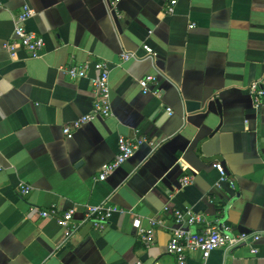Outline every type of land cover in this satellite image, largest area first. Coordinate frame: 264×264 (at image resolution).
Wrapping results in <instances>:
<instances>
[{"label": "crops", "instance_id": "0c3cea01", "mask_svg": "<svg viewBox=\"0 0 264 264\" xmlns=\"http://www.w3.org/2000/svg\"><path fill=\"white\" fill-rule=\"evenodd\" d=\"M28 4L29 30L45 40L40 57L11 55L15 17ZM0 0V264H178L167 245L173 211L200 213L233 232L264 230V102L248 87L264 80V0ZM195 24L190 28L189 24ZM144 44L156 52L143 58ZM123 53L134 54L126 60ZM110 72L112 113L74 129L92 110L95 63ZM87 64L73 78L66 68ZM157 82L145 93L139 80ZM221 103V112L217 105ZM142 139L105 180L101 167L120 136ZM220 161L230 180H221ZM194 175L192 184L180 179ZM31 185L27 195L20 183ZM116 208L106 227L90 222L63 242L58 215L88 205ZM58 208L57 215L39 211ZM164 222L147 247L133 225ZM248 246L218 248L204 264H264V235ZM187 264H203L187 250Z\"/></svg>", "mask_w": 264, "mask_h": 264}, {"label": "built area", "instance_id": "2783aa9c", "mask_svg": "<svg viewBox=\"0 0 264 264\" xmlns=\"http://www.w3.org/2000/svg\"><path fill=\"white\" fill-rule=\"evenodd\" d=\"M121 0H113V5H116ZM179 0H167L166 12L173 13ZM34 14V10L28 5L24 4L21 11L15 17L14 26V40L6 44L11 55L16 54L18 47H23L29 52L32 57H40L42 55L45 40L42 36L31 31L27 27V20ZM190 28L195 27V24H189ZM145 55L143 58H153L156 56L154 49L144 44ZM123 58L129 60L135 57L131 53H123ZM87 64H74L66 68V73L73 78H81L87 74ZM95 70L97 72L93 79L97 99L95 100L92 110L83 114L80 118L74 120L72 123L64 126V133L67 137H72L74 129L80 128L87 122L94 120L96 117H108L112 113L111 103V85H110V72L107 64L100 60L95 63ZM157 82V76L148 74L139 80V83L145 93H147L151 85ZM248 92L252 96L253 102L256 107H259L264 102V80H255L251 82L248 87ZM144 140L140 139L134 142L132 139L122 135L118 141V152L112 161L105 163L98 174L100 180H105L114 170L121 164L127 161L135 152V149L143 143ZM221 176V180H230L226 170L220 161L213 163ZM2 164L0 163V170ZM195 176L190 174L183 176L180 179L181 187L192 184ZM31 185L20 183L18 190L21 195H27L31 191ZM119 209L107 203L100 205H88L85 209L84 218L78 222L75 219L76 209L69 208L64 210L58 215V223L61 225L64 238L63 242L69 240L70 237L79 229V227L86 222H90L92 226L98 230L106 227L108 221L115 211ZM58 208L49 206L39 211L42 217H53L57 215ZM173 219L175 226L170 235L167 245V250L170 254L174 255L178 264H187V250L200 251L203 258V264L211 254V252L218 248H238L241 246H248L253 253L258 252V247L255 245L264 235V230L261 232H233L229 224H207L204 230H192L191 226H196L205 221L202 214L193 212L187 209H175L173 211ZM164 221L157 217L149 218V225L144 226L140 217H136L133 221L134 227L144 243L145 246L150 247L155 243L156 226L161 225ZM136 264H142L137 262Z\"/></svg>", "mask_w": 264, "mask_h": 264}, {"label": "water", "instance_id": "95a60500", "mask_svg": "<svg viewBox=\"0 0 264 264\" xmlns=\"http://www.w3.org/2000/svg\"><path fill=\"white\" fill-rule=\"evenodd\" d=\"M216 102H217L218 108H219V110H220V112H221V103H220L219 100H217Z\"/></svg>", "mask_w": 264, "mask_h": 264}]
</instances>
